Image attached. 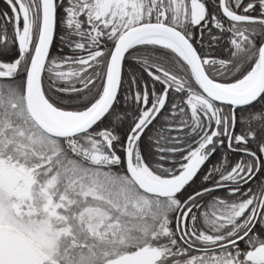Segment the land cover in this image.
Returning a JSON list of instances; mask_svg holds the SVG:
<instances>
[{"label": "snow or ice", "instance_id": "1", "mask_svg": "<svg viewBox=\"0 0 264 264\" xmlns=\"http://www.w3.org/2000/svg\"><path fill=\"white\" fill-rule=\"evenodd\" d=\"M0 264H264V0H3Z\"/></svg>", "mask_w": 264, "mask_h": 264}, {"label": "trees", "instance_id": "2", "mask_svg": "<svg viewBox=\"0 0 264 264\" xmlns=\"http://www.w3.org/2000/svg\"><path fill=\"white\" fill-rule=\"evenodd\" d=\"M5 5L3 4V0H0V9H4Z\"/></svg>", "mask_w": 264, "mask_h": 264}]
</instances>
